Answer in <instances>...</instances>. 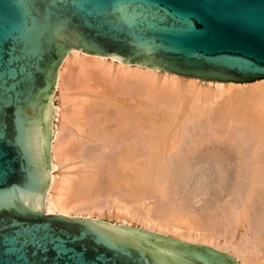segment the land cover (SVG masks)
Here are the masks:
<instances>
[{"label":"water","instance_id":"1","mask_svg":"<svg viewBox=\"0 0 264 264\" xmlns=\"http://www.w3.org/2000/svg\"><path fill=\"white\" fill-rule=\"evenodd\" d=\"M70 50L205 81L264 79V0H0V264H237L43 209L51 96Z\"/></svg>","mask_w":264,"mask_h":264},{"label":"bare ground","instance_id":"2","mask_svg":"<svg viewBox=\"0 0 264 264\" xmlns=\"http://www.w3.org/2000/svg\"><path fill=\"white\" fill-rule=\"evenodd\" d=\"M51 106L45 211L115 227L130 228L132 219L141 224V229H132H146L162 237L207 246L228 255L237 264H264V219L259 218L263 208H254L255 201L251 199L261 200L264 207V79L247 83L205 81L70 50L58 68ZM181 111L185 112L182 121L199 130L195 137L191 134L193 128L181 122V129L174 130L179 138L175 133L172 136L170 129ZM200 155L212 157V165L221 170H226L227 161L236 157L235 168L247 174L248 190L242 200L251 199L253 205L245 202L242 215H232L233 221L238 222L247 214L246 210L253 209V217L251 214L242 219L247 233L244 240H233L236 225L227 222L220 231V220L207 214L193 215L185 201H173V195L165 215L144 207L152 191L169 196L165 185L172 182L173 171L185 164L188 168L190 158H186ZM203 163L194 161L189 167L204 166L202 181L206 179L211 185L212 165L206 167ZM60 166L66 169L65 173L58 172ZM192 174L189 172L185 185H189L191 177L196 179L197 175ZM104 195L111 201L105 200ZM103 196L105 201L100 198ZM212 207L214 211L213 204ZM201 208L204 210L203 205ZM104 211L109 212L106 218L114 219L113 223L103 218ZM218 211L222 214L221 209ZM258 218L263 219L262 225L249 236L248 231L254 228L253 223L258 224Z\"/></svg>","mask_w":264,"mask_h":264},{"label":"rangeland","instance_id":"3","mask_svg":"<svg viewBox=\"0 0 264 264\" xmlns=\"http://www.w3.org/2000/svg\"><path fill=\"white\" fill-rule=\"evenodd\" d=\"M160 74V73H159ZM57 97V98H56ZM56 97H55V102H58L59 101V97H58V94H56ZM58 99V100H57ZM184 116H185V112L184 111H181V113H179L177 116H176V119H175V121H174V123H173V125H172V127H171V129H170V131H171V134H172V136L174 135V130L175 129H181V126H182V124H180V122L181 123H184L183 125L184 126H187L188 125V127H190V123H188V121H185V122H183L184 121ZM182 119H183V121H182ZM191 122V121H190ZM188 123V124H187ZM194 123V122H193ZM181 125V126H180ZM191 126H192V123H191ZM202 126H206L205 124L204 125H202ZM190 128H193V131L191 130V129H189V130H191L190 132H191V134H192V137L194 136L195 137V135L194 134H198L199 132V130H195L196 128L193 126V127H190ZM203 128V127H202ZM175 135H176V137H178L179 138V133H178V131H177V133H175ZM187 134L185 133V136H186ZM186 139H187V141H188V137L186 136ZM191 139V138H190ZM180 140H181V138H180ZM201 156V157H200ZM200 156H198L199 158H197V157H187L186 158V160L188 159V158H190L189 160H187V165H188V168H186L185 166H186V164L184 165V167H178L177 169H175L174 171H173V175H172V177H171V181L172 182H168L169 184L171 183V185H169L168 186V183H166V185H165V192H166V194H168L169 196H164V194H162L163 192H160L159 190H156V191H152L150 194H148L147 195V200H146V204L144 205V207L145 208H149L151 211H153L154 213H158V215H165L166 214V212H168V210L170 209V207H171V199H172V196L171 195H173V201H178V200H180V201H185L184 203H186V205H187V207H188V209L191 211V213L193 214V215H195V214H197L198 216H200V217H202V216H205L206 214V216H210L211 215V217L213 216V217H215L214 218V220H220V221H218V228L217 229H219L220 231L223 229L222 227H223V225L225 224L226 225V223L228 222V223H230L231 222V225L233 224V225H236V226H234L235 227V230L233 231V240L235 241V242H238V241H241V240H244V238H246L247 237V233H246V230H245V221H242V219L243 220H245V217L244 216H246V219H247V217L249 218L250 217V215L252 214V212H253V209H249L250 211H251V213H250V211L248 212L247 210H246V215L244 214L243 215V217H241V220L240 221H238V222H236V221H233V216H235L236 215V213H238L239 214V212H240V214L242 215V213H243V207H242V205H245V204H247V203H249V204H252L253 205V207L255 208V207H257V205L258 206H260L259 208V210H262L261 208H263V213H261V216L259 217V218H263L264 219V207L262 206V201L261 200H258L257 198H251L252 199V201H255V202H252L251 201V199L250 200H248V201H243L244 200V197H242V196H244L245 195V193L247 192V190H248V182L246 181L247 180V174L246 173H242L241 171H239V170H237V168H235L236 166H235V164L237 165V158L235 159V158H232V159H230V160H228L227 162L229 163L228 164V166H226L227 167V169L226 170H221L219 167H217L215 164L214 165H212L213 163L211 162V160H212V157H208V156H206V155H200ZM203 157V158H202ZM207 157V158H206ZM211 158V159H210ZM198 159V160H197ZM200 159H202V160H200ZM203 159H204V161H203ZM205 159H206V162H205ZM209 159V160H208ZM191 160V161H190ZM207 160H208V162H207ZM194 161H201V163H203V164H205V166L207 167V166H211V170H210V172H211V174L209 173V175H211L210 177L209 176H205V178L206 177H209V178H213V180H214V183L213 184H211L210 185V182L209 181H206V179H205V181L203 182L202 180H204L203 179V175H202V171H203V167L204 166H199L198 168L196 167V168H193V169H191V166L189 167V165L192 163V162H194ZM210 161V162H209ZM219 161V160H218ZM206 163H207V165H206ZM233 165V166H232ZM225 167V168H226ZM229 167H231V168H229ZM59 168H61V169H59L58 170V172H60V173H65L66 172V169L65 168H63L62 169V167L60 166ZM181 168H183V169H181ZM202 168V169H201ZM233 168V169H232ZM197 169V170H196ZM199 169H201V170H199ZM181 170V171H180ZM192 170V171H191ZM194 170H196V171H194ZM199 170V171H198ZM232 170V171H231ZM65 171V172H64ZM178 173V174H176V172ZM179 171V172H178ZM183 171V172H182ZM188 173H187V172ZM225 171H229L228 173H226ZM175 172V173H174ZM185 172V173H184ZM189 172H192L193 174L192 175H197V177H196V179H192L193 177H191V181H189L188 182V186L187 185H185V181L187 180V177H189L188 176V174H189ZM235 172V173H234ZM237 172V173H236ZM241 172V173H240ZM187 173V174H186ZM194 173H197V174H194ZM215 173V175H213ZM226 175H228V176H226ZM219 174V175H218ZM224 174V175H223ZM243 174V175H242ZM199 175V176H198ZM201 175H202V177H201ZM230 175V176H229ZM245 175H246V177H245ZM174 176V177H173ZM191 176V175H190ZM223 176H224V178H223ZM182 177V178H181ZM201 177V178H200ZM222 177V178H221ZM230 179H229V178ZM239 178V179H238ZM245 178V179H244ZM180 179H182V180H180ZM223 179V180H222ZM177 180V181H176ZM195 180V181H194ZM201 180V181H200ZM226 180H228V181H226ZM203 182V183H202ZM223 182H225V183H223ZM226 183H229V184H226ZM246 183H247V185H246ZM231 184H234V185H231ZM175 185H177V186H175ZM185 185V186H184ZM191 185V186H190ZM198 185V186H197ZM227 185V186H226ZM167 186V187H166ZM183 186V187H182ZM201 186H203L204 187V189L201 187ZM220 188H219V187ZM173 187V188H172ZM177 187V188H176ZM182 187V188H181ZM227 187V188H226ZM170 188V189H169ZM180 190H179V189ZM192 188V189H191ZM209 188V189H208ZM169 189V190H168ZM175 191H174V190ZM177 189V190H176ZM198 189V190H197ZM203 189V190H202ZM172 190V191H171ZM190 190V191H189ZM185 193H184V192ZM204 192V196L203 195H201V194H203V192ZM226 191V192H225ZM228 191V192H227ZM175 192V193H174ZM189 192V193H188ZM199 192V193H198ZM206 192V193H205ZM180 193V194H179ZM197 193H198V196H197ZM209 193L211 194V195H213L212 197H214V199L212 198V197H210L209 196ZM220 195H219V194ZM227 193V194H226ZM232 194V195H231ZM176 195V196H175ZM192 195V196H191ZM215 195H216V197H215ZM105 196V195H104ZM104 196L103 197H100L101 198V200H104L105 198H106V196H105V198H104ZM178 196H179V199H178ZM187 196H189V197H187ZM226 198H225V197ZM177 197V198H176ZM182 197V198H181ZM195 197V199L193 200V198ZM188 198V199H187ZM230 198V199H229ZM108 199V201H111L110 200V198L109 197H107L105 200H107ZM187 199V200H186ZM199 200L198 202H195L196 200ZM207 199V201H206V203H204L203 201H205ZM212 199V200H211ZM220 199H223V201L222 200H220ZM243 199V200H242ZM104 200V201H105ZM169 200V201H168ZM192 201V202H191ZM229 201V202H228ZM241 201H242V203H241ZM179 202V201H178ZM199 202H202V203H199ZM212 202V203H211ZM217 204L218 205V207L214 204ZM220 204H219V203ZM225 202V203H224ZM230 202H231V204H230ZM245 202H247V203H245ZM252 202V203H251ZM207 204H209V205H207ZM212 204H213V206H214V211H213V207H212ZM222 204V205H221ZM203 205V209L204 210H201L202 208H201V206ZM227 205H228V207H227ZM252 205H250L251 207H252ZM163 206V207H162ZM199 206V207H198ZM211 206V207H210ZM190 207H191V209H190ZM215 207H217V208H215ZM233 207V208H232ZM241 207V208H240ZM252 207V208H253ZM237 208V209H236ZM258 208V207H257ZM163 209V210H162ZM198 209H199V211H198ZM211 209V210H210ZM221 209V212H222V214L220 213V211H218V210H220ZM223 209V210H222ZM230 209H232V210H230ZM201 210V211H200ZM211 212H210V211ZM226 210V211H225ZM234 210V211H233ZM106 211V210H105ZM103 212V213H101V215H104L103 216V218L107 221V222H110V223H113L114 222V219L112 220V219H107L106 217H107V215L109 214V212H108V214L106 213V212ZM196 213H195V212ZM206 211V212H205ZM231 211V212H230ZM161 212H164V213H161ZM200 212V213H199ZM202 212V213H201ZM205 212V213H204ZM213 212V213H212ZM223 212H224V214H223ZM236 212V213H235ZM235 213V214H234ZM212 214H214V215H212ZM229 216H227V215ZM231 214V215H230ZM234 214V215H233ZM220 215V216H219ZM222 215V216H221ZM225 215V216H224ZM233 215V216H232ZM224 216V218H221V217H223ZM240 216V215H239ZM227 217V218H226ZM251 217H253V214H252V216ZM219 218V219H218ZM258 218V219H259ZM222 219V220H221ZM257 219V220H258ZM263 219H259L257 222H258V224L256 225L255 223H253L254 224V228H252L253 227V225L251 226V230L252 231H248V235L250 236V234L249 233H252V234H256L258 231H256L255 232V230H257V228L255 229V227H257V226H261L262 225V222L263 221H261V220H263ZM104 220V221H105ZM227 220V221H226ZM231 220V221H230ZM112 221V222H111ZM131 222L129 223L130 225H128V227H130V228H137V229H141L140 227H141V224L139 223V222H137V221H135V220H130ZM233 222V223H232ZM237 223V224H234V223ZM260 223V224H259ZM243 224V225H242ZM246 224H247V222H246ZM256 225V226H255ZM259 226V227H260ZM264 226V225H263ZM262 226V227H263ZM229 227H227V229H228ZM255 229V230H254ZM263 229V228H262ZM144 230H146V229H144ZM151 232H153V231H151ZM156 233V232H155ZM163 234V233H162ZM168 234V235H167ZM246 236H245V235ZM164 236H168V237H173V235L171 234V233H166V235H165V233H164ZM220 237H222V236H220ZM244 237V238H243ZM240 239V240H239ZM220 241H222V239L220 238ZM258 248H259V246H258ZM260 250H262V248L260 247L259 248ZM226 253V252H225ZM262 253H264L263 252V250H262ZM228 254V253H227ZM230 256H232V255H230ZM234 259H235V257L234 256H232Z\"/></svg>","mask_w":264,"mask_h":264}]
</instances>
